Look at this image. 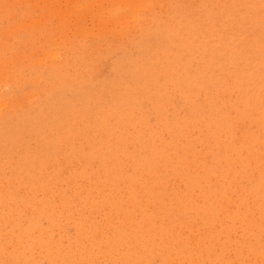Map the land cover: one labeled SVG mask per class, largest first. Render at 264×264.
<instances>
[{"label": "rangeland", "instance_id": "rangeland-1", "mask_svg": "<svg viewBox=\"0 0 264 264\" xmlns=\"http://www.w3.org/2000/svg\"><path fill=\"white\" fill-rule=\"evenodd\" d=\"M200 49L233 62L207 69L191 113L172 73ZM139 67V119L71 121L45 143L71 82L124 91ZM0 119V264H264V0H0Z\"/></svg>", "mask_w": 264, "mask_h": 264}, {"label": "bare ground", "instance_id": "bare-ground-1", "mask_svg": "<svg viewBox=\"0 0 264 264\" xmlns=\"http://www.w3.org/2000/svg\"><path fill=\"white\" fill-rule=\"evenodd\" d=\"M98 1V0H97ZM127 1V0H126ZM186 1V0H185ZM129 2V1H128ZM137 2V1H136ZM150 2V0H149ZM95 3V2H94ZM121 3V2H120ZM192 3V1H191ZM190 3V4H191ZM242 3V2H241ZM125 4V1H124ZM127 4V3H126ZM137 4V3H135ZM139 4V2H138ZM123 6V4H122ZM128 6V4H127ZM140 6V5H139ZM118 7V5H117ZM115 7V9L113 8H109L111 10H117ZM120 7V5H119ZM157 8V7H156ZM155 8V9H156ZM79 9V8H78ZM80 9H83V7H81ZM119 9V8H118ZM123 10L125 9V7L123 6L122 8ZM76 10V9H75ZM108 10V9H107ZM79 11V10H78ZM81 11V10H80ZM106 11V10H104ZM101 12V11H100ZM161 12V11H160ZM109 13V12H108ZM113 13V12H112ZM115 13V12H114ZM113 13V14H114ZM261 13V12H260ZM99 14V13H98ZM121 14V13H120ZM102 14L100 13V16ZM104 15V14H103ZM115 15V14H114ZM122 15V14H121ZM98 16V15H97ZM110 16V13L107 15ZM111 17V16H110ZM101 18V17H100ZM112 18V17H111ZM162 19V18H161ZM105 20V19H104ZM103 20V21H104ZM23 21V20H21ZM101 21V20H100ZM106 21V20H105ZM26 22V21H25ZM102 22V21H101ZM106 24V23H103ZM116 24V23H115ZM102 26V25H101ZM105 27V26H104ZM108 27V26H107ZM106 28V27H105ZM104 28V29H105ZM109 28V27H108ZM116 28V27H115ZM103 29V30H104ZM158 29V27L156 28ZM110 30V29H108ZM107 31V30H106ZM158 31V30H157ZM177 31V30H176ZM110 32V31H109ZM160 33V32H158ZM165 33V32H164ZM161 34H163L161 32ZM160 34V35H161ZM169 34V33H167ZM171 34V33H170ZM174 34V32H173ZM166 35V34H164ZM185 38L186 42H191V35L188 34H183L182 35ZM161 37L160 39L162 40ZM171 38V37H170ZM154 41V40H151ZM165 41V40H164ZM158 42V41H157ZM161 42V41H160ZM162 43V42H161ZM165 44V43H164ZM146 46V44H144ZM161 45V44H159ZM163 45V44H162ZM144 46V48H145ZM142 49V48H141ZM202 51L203 49L197 50L196 54L193 55L194 57V62H192L191 59H182L181 57H178L177 59V63H179L181 65L180 67H177V69L174 67L173 69V76L175 77V79L178 81L177 82V86L178 89L181 93H183L184 98L186 101H188L189 103V107L191 109H188V111H190L191 113H195L196 111L194 110V108L196 106L200 107V103L198 101L193 100L194 97L198 98L201 96L199 94V90L194 91L195 87H199L208 77L211 76L210 71H207V69H210V67H216L215 69L217 70H221L224 66L226 65H230L233 60H231L230 62H228V58H221V62L217 65H215L213 62L211 61H206L204 59L201 60L202 57ZM167 52V51H166ZM111 58V57H109ZM118 68L120 70H122V68H124V66L122 65L123 62H118ZM121 64V65H120ZM141 68L139 67V71L137 74V78L134 82L133 88L132 85L130 87H126L124 85V91H120L117 88L114 89L112 87H110V85H103V86H88L86 84H84V82H78L77 84H75L74 82H71V89L69 88V90L63 89L62 93H66L68 96L66 95H59L56 96L57 98H55L53 100V104L51 105V107H49L48 111H47V121L44 122L43 126L40 127V131H41V135L42 137L45 139V143H53L52 138L55 136V138H58V142L56 144L59 143V134L57 133V131H60L63 128V133L66 131H64L66 125L68 123H70L71 121H80L83 123H87V121L89 119H95L97 121H103L105 120L108 116L111 115H115L117 114L118 118L121 120H130V121H134L139 119L140 115L138 114L136 117H134V113L132 112H128L129 110H132L135 108L134 104H131V101H136L138 99L136 90L139 88L141 91H146L148 89V87L146 86L148 83L147 78L144 76V74L141 72ZM103 72V70H102ZM100 76V75H98ZM252 81L253 76H252ZM248 82H250V76L247 78ZM61 85V84H60ZM63 86H66V84H63ZM62 89V87H61ZM58 90H60L58 88ZM65 90V91H64ZM132 98H131V97ZM129 99L131 101H129ZM133 99V100H132ZM108 100V101H106ZM155 105L156 109H163L164 106L166 105V103L160 99L157 100ZM49 105V103H48ZM3 106V105H2ZM239 107V106H238ZM41 110V109H40ZM43 110V109H42ZM26 112V111H25ZM42 113V112H41ZM191 113L187 114L188 116L191 115ZM232 113V112H231ZM35 114V113H34ZM33 115V114H32ZM6 116V115H5ZM4 116V117H5ZM28 116V115H26ZM40 116V115H39ZM212 116H215V114L213 113ZM60 117V118H58ZM10 118V117H9ZM31 118V115L30 117ZM33 118V117H32ZM27 119V118H26ZM36 119V118H35ZM41 119V117H40ZM1 120V119H0ZM24 120V119H23ZM10 121V119H9ZM15 121V120H14ZM29 121V120H28ZM111 121V120H110ZM146 119L143 121L145 122ZM174 121H175V126L179 128V130L184 134L187 128V123L189 122V118L187 116L181 115V114H177L174 117ZM209 121H212L209 119ZM208 121V125L209 124ZM2 122V121H1ZM6 122V121H5ZM13 122V121H12ZM26 122V121H25ZM32 122V119H31ZM16 123V122H15ZM4 124V123H2ZM25 124V123H24ZM186 124V126H184ZM14 125V124H13ZM87 125V124H84ZM30 127V124L28 125ZM35 126V124H34ZM33 126V127H34ZM18 127V126H16ZM9 128V127H8ZM27 128V127H25ZM2 129V127L0 128ZM18 129V128H17ZM16 129V130H17ZM10 130V129H9ZM19 130V129H18ZM36 130V129H35ZM4 131V130H3ZM6 131V130H5ZM12 131V130H11ZM32 131V130H31ZM39 131V132H40ZM18 132V131H17ZM34 132V130L32 131V133ZM38 132V129H37ZM38 132V133H39ZM95 132L97 131H93L92 132V136L95 135ZM204 132V131H203ZM238 132V131H237ZM7 133V132H6ZM10 133V131H9ZM16 133V132H15ZM36 133V132H34ZM54 133V136H52V134ZM25 134V133H24ZM30 134V133H29ZM195 134V131L194 133ZM237 134V133H236ZM11 135V134H10ZM26 135V134H25ZM40 135V136H41ZM165 135V134H164ZM2 136H4L2 134ZM20 136V135H19ZM191 136V134H190ZM6 137V136H4ZM11 137V136H10ZM9 137V138H10ZM17 137V136H16ZM15 137V138H16ZM32 137V136H31ZM38 137V136H37ZM8 138V139H9ZM14 138V137H13ZM12 138V140L10 141H14ZM30 138V137H29ZM5 140V138H4ZM3 140V141H4ZM18 140V139H17ZM20 140V139H19ZM33 140V139H32ZM239 140V139H238ZM19 142H17L16 145ZM28 143V142H27ZM34 143V142H33ZM32 143V144H33ZM2 144V143H1ZM11 146H14L13 142L12 144H10ZM23 145V144H22ZM1 146V145H0ZM6 146V145H4ZM32 146V145H30ZM18 147V146H16ZM21 147V146H19ZM85 147V146H84ZM4 148V147H2ZM1 148V149H2ZM7 148V147H5ZM45 148H49L48 146H45ZM130 148V147H129ZM205 148V147H204ZM0 149V151H1ZM9 149V148H8ZM7 149V150H8ZM13 149V148H12ZM20 149V148H18ZM4 150V149H3ZM2 150V151H3ZM17 150V149H16ZM35 150V149H34ZM6 151V150H5ZM4 151V153H5ZM30 152V151H29ZM27 152V153H23L22 155H19L22 157L23 161L25 162V166H30V168L36 163L39 162L41 160V156L39 155H30V153L32 154V152ZM115 152V150H114ZM178 152V151H177ZM3 153V152H2ZM3 153V154H4ZM21 153V152H20ZM99 153V149L97 146L93 145L90 149V152L88 154H86L88 160L92 159L95 155H97ZM231 153V152H230ZM1 154V153H0ZM7 154V152H6ZM12 154V153H11ZM127 154V153H126ZM171 154V153H170ZM238 154V153H237ZM144 155V154H143ZM242 155V154H241ZM4 156V155H3ZM7 156V155H6ZM5 156V157H6ZM11 157V156H10ZM13 157V155H12ZM18 157V155H17ZM186 157V156H185ZM199 158V157H198ZM12 159V158H11ZM239 159V158H237ZM6 160V159H5ZM208 161V160H207ZM215 161V159H214ZM135 163V161H134ZM208 163V162H207ZM251 164V162H250ZM24 165V164H23ZM22 165V166H23ZM94 167V166H93ZM129 169V168H128ZM35 170V169H33ZM120 170V169H119ZM230 173V172H229ZM24 175V174H23ZM254 176V175H253ZM211 180V179H210ZM58 185V184H57ZM182 185V184H181ZM217 186V185H216ZM247 186V185H246ZM155 188V187H154ZM167 190V188H166ZM196 190V189H195ZM72 191V190H71ZM67 192V191H66ZM68 193V192H67ZM83 193V192H82ZM125 193V192H124ZM258 194V193H257ZM39 195V194H38ZM233 196V194H232ZM55 198V197H54ZM114 198V197H113ZM237 201V200H236ZM236 203V202H235ZM249 203V202H248ZM233 205H231L232 208ZM46 207H47V202L43 201L41 204H39L37 206V212L39 214L45 213L46 212ZM60 207V206H59ZM105 209V208H104ZM25 210V209H24ZM23 210V211H24ZM136 210V208H135ZM230 212V211H229ZM32 214V213H30ZM74 214V213H73ZM78 215V214H77ZM137 216V215H136ZM97 217V216H96ZM95 217V218H96ZM213 217V214H210V218ZM253 217V216H252ZM114 218V217H113ZM165 220V219H164ZM245 220V219H243ZM54 221V220H53ZM111 222V221H110ZM226 222V221H225ZM228 223V222H226ZM261 223V222H260ZM236 225V223H235ZM242 226V225H241ZM218 228V227H217ZM126 229V228H125ZM240 231V230H239ZM237 232V231H236ZM157 234V233H156ZM166 236H164V239L166 240L165 247L168 248H172L174 247L176 250H181V251H185L188 248V244L184 243V240H177L175 241L173 238H170L168 236V234H165ZM196 239V238H195ZM238 239V237H237ZM239 240V239H238ZM252 240V239H251ZM196 241V240H195ZM201 241V240H200ZM263 241V240H262ZM64 242V241H63ZM192 242V241H191ZM206 243V242H205ZM232 244V243H231ZM255 244V243H254ZM201 246V244H200ZM232 246V245H231ZM8 247V246H7ZM257 246H252V249L256 248ZM86 248V247H84ZM151 248L150 251L152 252L153 250V246L149 247ZM264 248V246H263ZM8 249V248H7ZM217 251V250H216ZM34 253V252H33ZM42 253V252H41ZM163 253V252H162ZM234 255V254H233ZM171 256V254H170ZM231 256V255H230ZM36 257V256H35ZM225 257V256H224ZM231 258V257H230ZM259 258V257H258ZM257 258V259H258ZM241 259V258H240ZM252 259V258H251ZM142 260H146V258H142ZM157 260V259H156ZM199 260V259H198ZM236 261V260H235ZM257 261V260H256ZM264 261V260H263ZM217 262V261H216ZM19 263V262H18ZM84 264V263H83ZM174 264V262H173Z\"/></svg>", "mask_w": 264, "mask_h": 264}]
</instances>
